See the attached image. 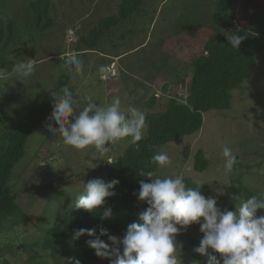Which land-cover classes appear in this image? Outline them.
Instances as JSON below:
<instances>
[{
    "label": "rangeland",
    "instance_id": "374dc122",
    "mask_svg": "<svg viewBox=\"0 0 264 264\" xmlns=\"http://www.w3.org/2000/svg\"><path fill=\"white\" fill-rule=\"evenodd\" d=\"M30 1L1 0L0 4V12L13 22V39L18 42L12 44L9 59L17 63L32 58L38 62L27 78L12 73L0 79L3 129H15L24 117L38 111L55 86L67 78L65 86L79 99L80 109L87 95L98 105L119 96L125 111L134 106L146 115L159 114L170 99L186 101L193 71L191 61L212 35L227 37L226 34L248 27L261 16L264 19V0H239L231 8V25L225 30L216 29L212 22L219 0H144L143 12L104 34L96 50L89 51L84 46L80 49H83L80 53L83 71L70 76L62 66L61 54L74 51L77 48L74 41L87 36L102 18L115 14L121 0H51L53 26L43 33L38 32L29 13ZM184 15L187 21H179ZM69 28L75 35L74 41L68 39ZM113 61L118 76L112 83L102 81L98 67L111 65ZM152 97L156 99L153 107ZM49 117L33 131L23 158L11 171L9 184L21 193L17 204L29 220L18 212L0 226V263L8 260L11 264H58L45 253L23 249L40 234L34 224L44 219L53 224L61 212L58 206H74L83 188L82 181L91 180L93 171L109 162L94 148L81 152L65 146L58 135L48 131L47 124L59 127ZM147 136L145 128L142 139ZM129 140H121L112 148L111 161L124 154L131 144ZM225 146L236 157L232 169L238 164L242 166L236 175H242L243 184L259 195L264 193V175L260 172L264 167V53L257 56L255 72L232 92L230 110L205 113L200 132L157 148V153L165 152L172 160L170 166L161 170V176L181 175L183 180L190 178L209 185V196L217 200V207L236 211L243 199L238 195L237 185L231 183L232 169L223 166ZM199 150L208 161L207 170L201 173L194 169ZM97 179L104 180V175ZM51 184L53 187L47 190L25 191ZM49 202L53 211H45V218L43 212ZM202 237L199 224L181 229L176 236L178 245H182L181 259L186 257L184 264L194 263L187 250L200 244ZM60 264H73L71 255L62 254ZM97 264L111 261L101 258Z\"/></svg>",
    "mask_w": 264,
    "mask_h": 264
},
{
    "label": "trees",
    "instance_id": "16d2710c",
    "mask_svg": "<svg viewBox=\"0 0 264 264\" xmlns=\"http://www.w3.org/2000/svg\"><path fill=\"white\" fill-rule=\"evenodd\" d=\"M238 1L219 0L217 2L212 15V22L216 29L225 30L230 27L231 8L236 6ZM50 6L51 0H31L29 3V13L38 32L43 33L53 26ZM143 6L144 0H121L115 14L102 18L87 36L74 42L77 47L74 51L78 52L81 57L80 53L83 49H80L83 46L89 51L96 50L104 34L110 33L116 26L131 17L141 14ZM179 21H187L186 16L180 17ZM233 33L244 38L239 48L232 47L227 37L216 34L204 43L202 52L194 56L191 61L193 70L191 83L185 102L170 99L164 111L156 115H146L147 138L141 139L136 145L130 144L124 154L111 161V164L107 162L93 171L89 179H97L104 175L106 183L113 179L119 181L113 189L115 195L107 198L105 205L93 213L78 210L75 205L71 208H68L67 204L58 206L57 209L61 212L57 214L53 224L51 221L46 222V219L34 224L40 234L29 244L24 245L25 251L38 250L47 254L58 264H60L62 254L65 253L71 255L73 264H97L101 258L95 254V250L89 246L88 241L100 238L110 247H114L107 236H101V229H107L110 235L121 239L127 231V225L134 221L138 222V213L148 207L146 202L138 199L139 182L146 180V177H141L139 172L155 167L151 161L153 155L157 153V148L200 132L204 125L205 113L230 110L232 92L255 72L257 56L264 53L263 16L252 21L248 27L240 28ZM14 34L13 22L0 12V70L5 71L7 75L13 73L12 68L16 64L8 57L12 44L18 43L13 39ZM81 59L83 61L82 57ZM67 80L68 78L58 83L53 92H58L62 86L67 85ZM155 103L156 99L152 97L151 107ZM52 109L53 97L50 93L46 103L38 111L24 117L15 129L0 127V226L16 217L18 212L22 214L23 219L29 220L17 204L21 193L15 191L9 184V178L11 171L25 154L29 137L51 115ZM3 113L4 104L0 102V122L4 117ZM241 167L238 164L231 171V183L237 185L238 195L243 201L253 195L259 197L258 193L243 184L242 175H236ZM207 168L208 161L205 154L199 150L194 158V169L201 173ZM183 181L186 187L198 188L202 195L209 197L211 191L209 185L196 183L190 178H185ZM51 187H53L52 184L45 188H26L25 191L47 190ZM52 207L50 202L46 204L43 212L45 218V211L52 212ZM108 207L112 209V215L102 220L101 214L104 208ZM258 215H264V210H259ZM81 228L92 229L94 234L73 239L75 230ZM197 247L199 244L188 248L190 260L198 264H208V256L196 252ZM208 253L221 259L222 264L219 253L212 249H208ZM185 259L186 257L181 259L182 262ZM0 264H11V262L3 260Z\"/></svg>",
    "mask_w": 264,
    "mask_h": 264
},
{
    "label": "clouds",
    "instance_id": "9594fccd",
    "mask_svg": "<svg viewBox=\"0 0 264 264\" xmlns=\"http://www.w3.org/2000/svg\"><path fill=\"white\" fill-rule=\"evenodd\" d=\"M66 31L71 33L72 29ZM226 35L234 48H239L244 39L235 33ZM60 59L72 76L83 71L78 52L67 51ZM37 63L36 59L27 58L17 62L12 72L27 78L34 73ZM97 71L102 81L117 76L114 63L100 65ZM6 76L7 73L0 70V79ZM51 96L53 109L49 119L59 127L47 124L48 131L58 135L65 146L77 151L94 148L100 157L108 158L109 164V153L119 141L130 138L129 143L136 145L147 127L146 114L134 106H128L126 111L122 109L119 96L113 97L110 103L98 105L91 95H87L83 97L86 103L82 109L79 108V99L68 86H62ZM109 144L111 147L107 146ZM222 155L224 168L231 170L236 163L231 148L223 147ZM151 162L154 168L139 172L146 180L139 182L138 199L146 202L148 207L138 213V222L127 225L122 239L110 235L107 229H101V236H107L114 247L100 238L88 241L98 257L109 259L111 264H183L182 245H178L176 236L181 229L199 224L203 237L195 251L208 256V264H221V259L209 255V248L220 254L222 264H264V215H258L259 210H264V193L242 201L236 211H222L214 197L206 198L198 188L186 187L181 175L161 176V170L172 163L167 153L154 154ZM260 172L264 175V167ZM118 183L115 179L107 183L102 179L82 181L83 188L76 197L75 207L95 212L105 205L107 198L115 195L113 189ZM111 215L112 209L104 208L100 218L108 219ZM93 234L94 230L81 228L75 230L73 239Z\"/></svg>",
    "mask_w": 264,
    "mask_h": 264
},
{
    "label": "built area",
    "instance_id": "2783aa9c",
    "mask_svg": "<svg viewBox=\"0 0 264 264\" xmlns=\"http://www.w3.org/2000/svg\"><path fill=\"white\" fill-rule=\"evenodd\" d=\"M75 35H74V33L73 32H71V33H69V35H68V39H72V41H74L75 40ZM71 42V41H70ZM75 42V41H74ZM69 43V42H68Z\"/></svg>",
    "mask_w": 264,
    "mask_h": 264
},
{
    "label": "crops",
    "instance_id": "0c3cea01",
    "mask_svg": "<svg viewBox=\"0 0 264 264\" xmlns=\"http://www.w3.org/2000/svg\"><path fill=\"white\" fill-rule=\"evenodd\" d=\"M87 54H88V53H87ZM113 63H115V62L113 61V62L111 63V65H112ZM111 65H110V66H111ZM114 72H115V71H114ZM117 76H118V74H117ZM117 76H116V77H117ZM116 77H111L109 81H110L111 83L114 82V81H115L114 78H116Z\"/></svg>",
    "mask_w": 264,
    "mask_h": 264
}]
</instances>
